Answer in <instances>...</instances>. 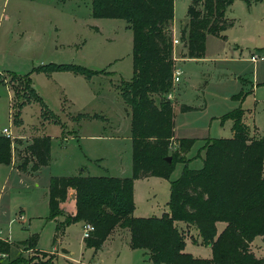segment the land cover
Listing matches in <instances>:
<instances>
[{
  "label": "rangeland",
  "instance_id": "374dc122",
  "mask_svg": "<svg viewBox=\"0 0 264 264\" xmlns=\"http://www.w3.org/2000/svg\"><path fill=\"white\" fill-rule=\"evenodd\" d=\"M189 4L190 0H174V23L169 26L172 37L180 39ZM225 16L233 20V25L222 37L206 36L204 59L184 61L181 59L185 58L182 42L173 45L174 69H181V73L174 80L173 98L169 100L175 102L176 98L178 103L192 110H188L186 117L176 110V133L178 126L187 128L191 134L186 133L196 140L185 154L191 158L188 160L191 168L202 165L201 146L205 138H219L216 134L230 137L228 119L221 117L235 108L248 105L253 109L259 127L255 135L264 140V0L250 4L234 0ZM251 55L256 56L255 61ZM224 56L228 58L225 60L233 57L236 61L214 59ZM48 64H75L102 70V73L88 79L72 71L39 70ZM0 73L5 82L0 81V131L7 127L12 134L9 139L11 162L0 163V232L11 243L10 258L36 253L32 249L25 250L20 244L35 234L36 249L52 255L56 264H92L93 261L153 264L147 253L143 255V249L129 247L127 228L114 227L103 247L92 257V251L82 241L83 225L90 222H83L82 226L78 222L69 224L63 235L53 242L56 220L48 218L51 176L75 175L81 169L88 175L131 174L130 122L122 120L123 115L113 116L109 121L104 118L110 117L114 108L117 111L122 108L119 87L132 76V30L127 22L118 18H94L91 0H0ZM11 74L28 76L30 85L52 113H44L37 102L29 101L22 86L16 87L15 82L10 81ZM230 74L248 79L253 87L247 82V85L242 84ZM108 88L116 92L117 103ZM250 88L253 93H247L241 106L242 100L235 96ZM24 99L27 103L21 108V120L17 124L13 122L15 104ZM126 108L129 109L128 105ZM54 120L66 126L54 124ZM200 121L206 122L205 128L198 125ZM44 122L48 123L42 126ZM221 123L223 127H217ZM40 133L50 137L51 160L33 170L35 158L30 157L27 148L31 138ZM96 133H100L101 138L91 137ZM109 134L115 135V139L103 138ZM174 148L172 144L170 150ZM18 156L29 158L24 169L18 168ZM182 167V163H177L169 179L152 176L134 180L133 215L160 217L167 213L170 180L180 175ZM62 220L60 215L58 221ZM174 225L185 236L187 253L195 258L211 257L210 246L201 242L194 225L183 221H175ZM224 226L223 222L216 223L217 233ZM250 248L256 257H264L261 237L256 236Z\"/></svg>",
  "mask_w": 264,
  "mask_h": 264
},
{
  "label": "trees",
  "instance_id": "16d2710c",
  "mask_svg": "<svg viewBox=\"0 0 264 264\" xmlns=\"http://www.w3.org/2000/svg\"><path fill=\"white\" fill-rule=\"evenodd\" d=\"M233 1L190 0L180 31L185 48L182 57L204 58L206 36L222 37L233 25V20L225 16ZM258 1L245 0L247 4ZM91 15L123 19L132 30V76L119 87L130 109L131 174L51 176L48 218L56 220L53 242L69 224L82 221L94 226L83 238L84 245L94 252L118 226L128 229L129 247L144 249L153 264H264V257H256L250 249L251 241L264 235V140L253 135L252 126L244 119L246 111L238 107L221 117L232 121V135L205 138L199 168L189 167L185 157L195 138L174 137L173 103L166 97L173 88L174 46L169 26L174 19V0H91ZM39 70L72 71L88 79L102 73L75 64H48ZM1 76L0 81L5 83ZM10 81L22 86L29 101L37 102L44 113H52L28 76L11 74ZM246 95L239 92L235 98L241 101ZM26 103L24 99L15 104L13 122L19 123ZM181 109L188 111L191 107L183 104ZM53 122L63 126L59 120ZM10 144L9 138L0 136V163L11 162ZM172 144L175 148L171 151ZM50 146L46 135L31 140L27 150L35 158L33 170L50 162ZM167 156H171L170 162ZM28 161L27 156L19 158L18 168L24 169ZM177 163L183 167L180 175L170 180L169 211L160 217L134 216V180L152 176L169 179ZM70 190L74 192V213L62 207ZM60 215L62 221L57 220ZM175 221L196 227L201 242L212 250L210 258H195L185 251V236ZM218 222L225 223L219 233ZM20 244L36 253L11 259L10 241L0 238V264H56L52 255L36 249L37 235Z\"/></svg>",
  "mask_w": 264,
  "mask_h": 264
},
{
  "label": "crops",
  "instance_id": "0c3cea01",
  "mask_svg": "<svg viewBox=\"0 0 264 264\" xmlns=\"http://www.w3.org/2000/svg\"><path fill=\"white\" fill-rule=\"evenodd\" d=\"M173 21H174V19H173ZM174 23V22H173ZM205 56V55H204ZM252 56V55H251ZM251 58V57H250ZM181 59H183L184 61L185 60H189V61H194V62H198L199 60H202V59H204V58H202V59H194V58H181ZM215 60H222V61H225V62H232V63H234L235 61H236V59L235 58H230L229 60H225V59H228V58H226V56H224V57H216V58H214ZM175 68V67H174ZM178 69V68H177ZM223 68H220V70H222ZM180 72H181V69H180ZM231 74H233V73H231ZM230 74V75H231ZM231 77H235V78H237V79H239V81H241L242 82V84H246V82H247V84H249V87H250V85H252V87H253V84H252V82H250L248 79H246V78H244V77H241V76H237V75H231ZM246 84V85H247ZM173 85H174V81H173ZM251 87V88H252ZM247 88H248V86H247ZM251 88L247 91V93L248 94H251V92H252V90H251ZM108 91H110V92H112V90L111 89H107ZM173 90H174V86H173V88H172V90H171V92L173 93ZM171 92L170 93H168L167 95H166V97L169 99L170 98V100H172V98H173V96L171 95ZM114 93H116V92H114ZM113 92H112V94L111 95H113V100H116V103L118 102V98H116V97H114V95H116V94H114ZM253 93V92H252ZM229 94H231V93H229ZM98 95V94H97ZM94 96H95V94H94ZM175 102H172L173 103V112H174V137L175 138H180V137H192V135H190L191 133H190V131H189V129H187V128H184V127H180V126H178V134H180L181 132H182V135H178L177 133H176V127H177V124H176V116H177V114H176V110L178 111V112H180V114H182L183 116H185L186 117V115L187 114H189V112L190 111H192V110H190V111H183L182 109H181V106L183 105V103H178L177 102V99L175 98ZM120 101H121V109H118V111L114 108L113 109V114L110 116V117H104L105 119H109V118H112L113 116L114 117H116V118H119L120 116H122L123 115V119L122 120H124L125 122H130V109H128V110H126L127 108H126V104L123 102V100H121L120 99ZM246 101V98H245V100L243 99L242 101H241V106L243 105V103ZM176 103V104H175ZM184 105H186V104H184ZM243 109L246 111L245 112V115H244V119H245V122H247L250 126H252L253 127V134L255 135V131L257 130V129H259V127H258V123H257V120H256V118H255V115H254V112H253V109L251 108V107H248V105H247V107L246 108H244L243 107ZM194 110V109H193ZM248 111H251V112H248ZM129 112V120L127 119V113ZM116 113H119V115H117ZM116 114V115H115ZM125 117V118H124ZM217 117H219V115L217 116ZM116 118H114V119H116ZM122 118V117H121ZM80 121V120H79ZM109 121V120H108ZM46 122H44V123H42V126H43V124H45ZM48 123V122H47ZM46 123V124H47ZM52 123V122H51ZM108 123V122H107ZM226 123L228 124V128H230L231 129V125H232V121L230 120V119H228L227 121H226ZM54 124H56V123H54ZM62 124V123H61ZM57 125H59V124H57ZM63 125H65L66 126V123H64ZM198 125L199 126H201V127H203V128H205L206 127V122H203V121H200V122H198ZM220 125H222V123L221 124H219V126H218V124H217V127H220ZM67 126H69V125H67ZM210 126V125H209ZM208 126V127H209ZM22 127H23V125H22ZM211 127V126H210ZM216 127V129L214 130V132L218 129ZM221 127H223V125L221 126ZM115 128L118 130V128H119V125H117V126H115ZM68 131H70V129L68 128ZM71 131H72V129H71ZM186 132H188V133H190V134H188V133H186ZM118 133V131H116V133L115 134H117ZM98 134V135H97ZM43 135H45L44 133H40V135H34L35 137L36 136H43ZM130 135V134H129ZM232 135V130H231V133H230V135L229 136H231ZM47 136V135H46ZM71 136V135H70ZM216 136H225V135H218V134H216ZM256 136V135H255ZM25 137H28V136H21V138H25ZM91 137H95V138H101V135H100V133H96V135H92ZM34 138V137H33ZM33 138H31V139H33ZM103 138H105V139H108V140H110V139H115V135H111V134H109L108 136H103ZM192 138H194V137H192ZM211 138V137H210ZM81 139V138H80ZM131 139V138H130ZM24 141V140H23ZM23 141L21 142V144H23ZM186 157V159H191V158H189V157H187V155L185 156ZM189 162V161H188ZM89 171V170H88ZM81 172H83V174H86V172H85V170L84 169H81ZM118 176H120V177H123L122 175H118ZM148 178V177H147ZM141 179H143V178H141ZM62 207H63V210L65 211V212H71V213H74L75 212V201H74V192L72 191V190H70L69 191V193H68V198L62 203ZM57 220H58V218H57ZM78 223H80L81 224V226H82V224H83V222L82 221H79ZM65 232V231H64ZM53 234H54V231H53ZM259 237H261L262 238V240L264 241V235L263 236H259ZM0 238H3V239H7L6 237H3L2 235H1V232H0ZM82 241H83V239H82ZM106 241V240H105ZM104 241V242H105ZM104 242H103V244H102V246H101V248L103 247V245H104ZM129 242V241H128ZM83 243H84V241H83ZM250 245H251V243H250ZM100 248V249H101ZM39 249V248H38ZM91 251H92V257H94V255L95 254H97V252H98V250L97 251H95L94 252V250L92 249V248H89ZM251 249V248H250ZM40 250V249H39ZM53 251H55L54 253H56V249H52ZM52 250H49V251H52ZM43 251V250H42ZM143 255L146 253V251L143 249ZM57 254V253H56Z\"/></svg>",
  "mask_w": 264,
  "mask_h": 264
},
{
  "label": "built area",
  "instance_id": "2783aa9c",
  "mask_svg": "<svg viewBox=\"0 0 264 264\" xmlns=\"http://www.w3.org/2000/svg\"><path fill=\"white\" fill-rule=\"evenodd\" d=\"M172 42H173V45H176V44H178V43L180 42V39H177L176 37L173 36V37H172ZM173 58H174V61H175V60H176V57L173 56ZM251 59H252L253 61H255V60H256V56H255V55H252V56H251ZM179 73H181L179 68H178V69H177V68L174 69L173 81L177 78V75H178ZM0 136H4V137H6V138L11 139V138H12V134H11L10 129L7 128V127L3 128V129L0 131ZM92 230H94V226H93L92 224H88V223H87V224H84V225H83V238L89 236V234L91 233ZM87 264H88V263H87ZM92 264H98V263H97L96 261H93Z\"/></svg>",
  "mask_w": 264,
  "mask_h": 264
},
{
  "label": "water",
  "instance_id": "95a60500",
  "mask_svg": "<svg viewBox=\"0 0 264 264\" xmlns=\"http://www.w3.org/2000/svg\"><path fill=\"white\" fill-rule=\"evenodd\" d=\"M166 160H167L168 162H170V161H171V156H167V157H166Z\"/></svg>",
  "mask_w": 264,
  "mask_h": 264
}]
</instances>
